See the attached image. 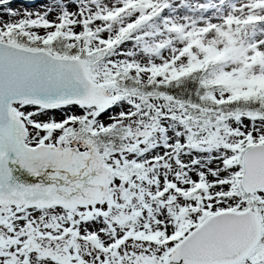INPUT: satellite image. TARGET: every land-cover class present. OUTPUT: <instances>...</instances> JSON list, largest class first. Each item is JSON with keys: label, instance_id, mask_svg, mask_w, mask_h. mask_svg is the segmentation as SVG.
<instances>
[{"label": "snow or ice", "instance_id": "snow-or-ice-1", "mask_svg": "<svg viewBox=\"0 0 264 264\" xmlns=\"http://www.w3.org/2000/svg\"><path fill=\"white\" fill-rule=\"evenodd\" d=\"M0 0V264H264V0Z\"/></svg>", "mask_w": 264, "mask_h": 264}, {"label": "rangeland", "instance_id": "rangeland-1", "mask_svg": "<svg viewBox=\"0 0 264 264\" xmlns=\"http://www.w3.org/2000/svg\"><path fill=\"white\" fill-rule=\"evenodd\" d=\"M49 2V0H11L10 7L12 9L23 12L42 10L43 6Z\"/></svg>", "mask_w": 264, "mask_h": 264}, {"label": "bare ground", "instance_id": "bare-ground-1", "mask_svg": "<svg viewBox=\"0 0 264 264\" xmlns=\"http://www.w3.org/2000/svg\"><path fill=\"white\" fill-rule=\"evenodd\" d=\"M45 4H46V2H45ZM12 8V7H11Z\"/></svg>", "mask_w": 264, "mask_h": 264}]
</instances>
